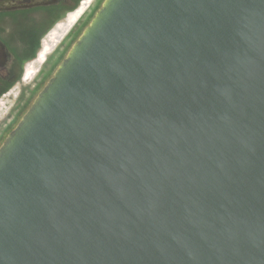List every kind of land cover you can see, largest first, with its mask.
<instances>
[{"label": "water", "instance_id": "95a60500", "mask_svg": "<svg viewBox=\"0 0 264 264\" xmlns=\"http://www.w3.org/2000/svg\"><path fill=\"white\" fill-rule=\"evenodd\" d=\"M0 264H264V0H102L0 143Z\"/></svg>", "mask_w": 264, "mask_h": 264}, {"label": "flooded vegetation", "instance_id": "af4514ba", "mask_svg": "<svg viewBox=\"0 0 264 264\" xmlns=\"http://www.w3.org/2000/svg\"><path fill=\"white\" fill-rule=\"evenodd\" d=\"M84 1L0 0V97L21 95L45 68L54 66L86 21L87 10L80 12ZM77 13L76 21L61 34ZM59 33L62 36L56 39ZM37 61L40 67L28 79V68Z\"/></svg>", "mask_w": 264, "mask_h": 264}, {"label": "rangeland", "instance_id": "374dc122", "mask_svg": "<svg viewBox=\"0 0 264 264\" xmlns=\"http://www.w3.org/2000/svg\"><path fill=\"white\" fill-rule=\"evenodd\" d=\"M102 0H95L92 2V0H85L83 2V8L86 11L85 14L83 15V18L86 19L84 22L83 27L87 24L95 10L98 8ZM87 6H90L89 8ZM87 7V8H86ZM79 16V14H76L75 16L72 17V20L69 21V24L64 25L62 29L60 30L61 34H64L68 28L74 23L75 19ZM81 29V30H82ZM80 30V31H81ZM56 34V39H59L62 35L61 34ZM80 33V32H79ZM78 33V34H79ZM77 34V36H78ZM76 36V37H77ZM75 40V38H74ZM73 40V41H74ZM71 45V43H70ZM69 48V46H68ZM66 48V50L68 49ZM49 49V48H48ZM66 50L63 52L61 55L60 59L55 62L54 66L45 68L44 72V78L39 77L27 87L29 90H23V93L21 95L19 94H13L10 96H2L0 97V143L2 142L3 138L7 134V132L15 125V123L18 121L19 117L22 115V113L26 110L38 90L42 87L44 82L47 80L55 66L58 64V62L61 60L63 55L65 54ZM41 65L40 61L35 62L33 65H31L29 71L32 72L31 75H34L37 70L39 69Z\"/></svg>", "mask_w": 264, "mask_h": 264}, {"label": "crops", "instance_id": "0c3cea01", "mask_svg": "<svg viewBox=\"0 0 264 264\" xmlns=\"http://www.w3.org/2000/svg\"><path fill=\"white\" fill-rule=\"evenodd\" d=\"M82 7H83V6H82ZM81 10H82V8H81ZM81 10H80V11H81ZM72 17H73V16H72ZM78 17H79V16H78ZM78 17H77V18H78ZM69 21H70V20H69ZM75 21H76V19H75ZM75 21H74V22H75ZM68 24H69V23H68ZM50 48H51V47H50ZM50 48H49V49H50ZM49 49L47 48V50H49ZM34 63H35V62H34ZM34 63H32L31 65H33ZM31 65H30V67H31ZM30 67L28 68V74H27L28 77H29L28 79H30V77L32 76V75H31L32 72L29 71Z\"/></svg>", "mask_w": 264, "mask_h": 264}, {"label": "bare ground", "instance_id": "6f19581e", "mask_svg": "<svg viewBox=\"0 0 264 264\" xmlns=\"http://www.w3.org/2000/svg\"><path fill=\"white\" fill-rule=\"evenodd\" d=\"M82 10H84V9H82ZM82 10H81V11H82ZM81 11H80V12H81ZM80 12H79V13H80ZM82 12H83V11H82ZM77 14H78V13H77Z\"/></svg>", "mask_w": 264, "mask_h": 264}]
</instances>
